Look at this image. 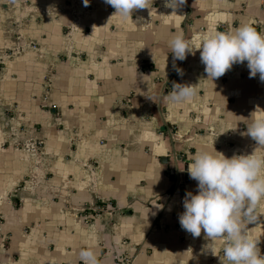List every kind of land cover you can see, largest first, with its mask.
Instances as JSON below:
<instances>
[{"label": "crops", "instance_id": "obj_1", "mask_svg": "<svg viewBox=\"0 0 264 264\" xmlns=\"http://www.w3.org/2000/svg\"><path fill=\"white\" fill-rule=\"evenodd\" d=\"M148 5L124 18L104 0H0V264H84L87 247L98 264H229L226 237L180 226L187 169L197 150L264 156L241 135L264 82L247 61L212 80L199 49L178 75L168 41L264 33V2ZM175 83L196 95L172 102ZM256 213L245 231L264 255V198Z\"/></svg>", "mask_w": 264, "mask_h": 264}, {"label": "clouds", "instance_id": "obj_2", "mask_svg": "<svg viewBox=\"0 0 264 264\" xmlns=\"http://www.w3.org/2000/svg\"><path fill=\"white\" fill-rule=\"evenodd\" d=\"M115 9V13L127 18L133 10L148 8V0H104ZM90 0H83L88 6ZM185 0H165L173 9L183 5ZM169 51L173 53V68L178 75L183 70L175 64L183 61L188 54L200 50V60L204 71L212 80L221 77L233 64L247 61L249 77L259 74L264 82V33L251 24H242L235 29L210 31L199 44L193 45L182 33H177L168 41ZM196 89L191 84L173 85L170 100L176 104L191 101ZM257 145L264 147V115L254 116L247 123L246 133ZM177 139H182L177 134ZM215 149V148H214ZM197 150L188 165L190 179L197 181L198 191L186 193L183 201L184 211L179 215L182 229L193 237H199L201 230L211 241L226 237L223 255L229 264H264L257 240L245 231V221L257 220V206L264 198V156L239 154L226 157L215 150ZM213 251V250H212ZM79 258L84 264H98L92 247L82 248Z\"/></svg>", "mask_w": 264, "mask_h": 264}, {"label": "built area", "instance_id": "obj_3", "mask_svg": "<svg viewBox=\"0 0 264 264\" xmlns=\"http://www.w3.org/2000/svg\"><path fill=\"white\" fill-rule=\"evenodd\" d=\"M264 2V0H262ZM88 219V218H87Z\"/></svg>", "mask_w": 264, "mask_h": 264}]
</instances>
